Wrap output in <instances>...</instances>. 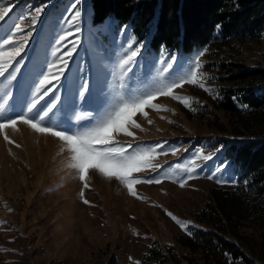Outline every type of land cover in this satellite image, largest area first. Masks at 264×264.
Returning <instances> with one entry per match:
<instances>
[{
	"label": "rangeland",
	"instance_id": "374dc122",
	"mask_svg": "<svg viewBox=\"0 0 264 264\" xmlns=\"http://www.w3.org/2000/svg\"><path fill=\"white\" fill-rule=\"evenodd\" d=\"M87 4L88 0H0V9H9L0 20V43L8 35L14 34L17 40L34 29L16 80L0 84V113L17 120L15 126L0 129V264H106L110 257L118 264H140L153 242L176 246V237L194 225V214L211 188L231 189L237 184L236 172L223 152L237 138L229 115L215 108L226 86L216 65L238 62L264 68V41H223L215 36L207 46L187 55L164 49L148 52L142 41V51L124 71L122 61L140 42L128 27L121 32L122 27H115L110 19L93 27ZM38 7L43 11L33 25ZM77 10L81 16L73 22L70 17ZM73 23L81 31L75 34L79 37L76 51L56 93L61 100L41 122L43 127L69 134L86 132L107 120L123 102H136L185 77L193 59L204 52L198 84L211 91L185 82L172 89V96H156V108L133 113L128 130L135 138L112 133V146H123L129 154L134 150L151 154V165L156 167L144 166L133 176L162 178L159 184L135 185L141 199L130 195L122 181L96 169L89 168L82 181L69 145L18 118L25 113L39 121L43 115V111L37 115L36 109L28 113L27 107L35 85L54 60L58 37L72 31ZM14 25L21 29L19 33ZM170 56L176 59L169 69ZM84 81L89 92L74 104L79 82ZM175 96L184 97L189 106ZM189 175L194 178L188 179ZM168 212L187 224V230ZM239 233L245 238L244 252L264 264V218L245 221Z\"/></svg>",
	"mask_w": 264,
	"mask_h": 264
},
{
	"label": "trees",
	"instance_id": "16d2710c",
	"mask_svg": "<svg viewBox=\"0 0 264 264\" xmlns=\"http://www.w3.org/2000/svg\"><path fill=\"white\" fill-rule=\"evenodd\" d=\"M87 5L93 27L108 19L115 27L127 26L139 42L146 41L148 52L187 55L215 36L264 41V0H88ZM216 67L226 86L215 108L229 115L237 138L223 151L237 184L211 188L176 246L153 242L140 264H263L244 252L239 230L251 218H264V68L238 62ZM106 264L118 263L110 257Z\"/></svg>",
	"mask_w": 264,
	"mask_h": 264
},
{
	"label": "snow or ice",
	"instance_id": "6c2138e0",
	"mask_svg": "<svg viewBox=\"0 0 264 264\" xmlns=\"http://www.w3.org/2000/svg\"><path fill=\"white\" fill-rule=\"evenodd\" d=\"M50 2V0H49ZM79 0H77V3ZM46 6V5H45ZM9 9L3 8L0 9V20H4L5 15ZM36 16L32 17V24L35 25L37 22V17L43 11V7H38L35 10ZM81 13L77 10L70 19L74 22L77 17H80ZM2 27V26H0ZM17 33L21 31L18 25H14ZM73 30L60 35L57 39L56 51L52 52L54 60L51 64L47 66V71L42 75V78L38 80V83L34 87V94L30 102V106L27 107V112L32 113L33 109H36V114L38 115L43 111V115L39 116V121L35 119H28L25 113L19 115V120L23 121L25 124L31 125L33 129L41 133H51L52 136L59 138L61 141L65 142L70 146V151L73 153V159L76 162V168L81 173L80 179L85 180V177L88 173L89 168L96 169L105 175L110 177H115L118 180L122 181L129 192L130 195L141 199L138 195L135 185L140 183L147 184H159L162 182L161 179L156 177L151 178H137L133 176V173L143 171L144 166L150 165L152 168H155L156 165H151V154L148 152H138L133 151V153H126L123 146L115 147L112 146V133L113 132H123L128 136L135 138V134L128 130V122L135 112H142L146 107L156 108L157 105L153 103V100L158 95H169L172 96V89L176 87H181L185 82L191 83L192 85L198 84L199 69L202 67L200 63V57L204 52H200L193 59L191 64V69L185 77H181L173 81L166 88L157 90L156 92L145 95L142 99L133 102H123L120 104L117 110L104 122L98 124L96 127L91 128L83 133L69 134L68 131L60 130L56 131L49 127L41 126V122L44 120V117L48 116V113L51 112L61 100V96L57 95L61 91L60 85L62 81L66 78L65 73L69 71V62L72 61L73 54L76 51L77 43L79 37L75 35L81 31L78 24L73 23ZM127 30V26H123L121 32ZM32 31H28L26 36H23L21 39L13 40V35H8L0 43V84L4 80L9 82L16 80V74L20 72V65L24 61L26 53L24 52V47L27 44L28 37L32 35ZM71 36L72 40L67 38ZM67 41V43H63ZM68 44H71V47H68ZM4 46H9V50H5ZM67 48V51H61V48ZM131 48V45H128ZM143 49V42H140L136 49L131 52V55L128 56L126 60H123L121 63V69L128 71L126 65H130L133 62V58L138 55ZM59 53V55H57ZM176 57L170 56L169 61L166 63L167 68H171L175 62ZM15 65V66H13ZM11 69V70H10ZM55 69V71H54ZM199 87L204 88L205 91H211L205 87L203 83L198 84ZM88 83L84 81L83 83L79 82V87L76 92V95L73 98V103L77 104L80 101L85 99V95L88 94ZM52 93V95H49ZM45 97L48 99L40 106L36 108L37 104L44 100ZM175 99L185 103V106H189L188 102L184 97L175 96ZM46 109V110H45ZM0 129H4L8 126H15L17 120L11 117H3L0 113ZM135 124L134 121H132ZM136 127H139L136 125ZM5 140L8 139L7 136L4 137ZM166 143V142H163ZM163 143L160 145L163 147ZM128 147H131L129 144ZM163 154H167L166 152ZM211 157H206L210 159ZM179 167V165H177ZM194 178L192 175L188 176V179ZM208 178H212L209 176ZM85 187H88L87 183L84 184ZM183 187L184 184L181 183ZM83 196V192H81ZM85 203H89L87 200ZM177 224L180 225L182 229L187 230L188 225L182 223L177 217H175L171 212L167 213ZM191 234V233H189ZM139 264V262H138Z\"/></svg>",
	"mask_w": 264,
	"mask_h": 264
}]
</instances>
